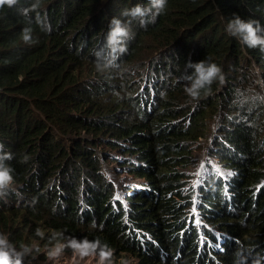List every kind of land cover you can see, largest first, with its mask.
I'll return each instance as SVG.
<instances>
[{
	"label": "trees",
	"instance_id": "obj_1",
	"mask_svg": "<svg viewBox=\"0 0 264 264\" xmlns=\"http://www.w3.org/2000/svg\"><path fill=\"white\" fill-rule=\"evenodd\" d=\"M106 1L39 0L33 8L37 0H18L0 9V144L12 153L7 163L14 169V183L0 195V233L17 250L35 242L23 264L67 237L98 241L96 250L134 254L139 264H209L197 255L194 233L186 231L193 209L201 223L230 236L220 262L264 264V92L251 91L255 76L244 61L258 48L225 32L234 15L264 27V0H167L165 11L144 28L136 24L129 64L137 58L135 76L157 82L161 108L152 116L138 113L137 122L128 117L135 109L128 92L138 91L137 81L124 73L130 82L118 86L90 55L102 44ZM201 60L220 66L225 83L217 80L192 100L184 91L192 72L187 64ZM212 131L213 152L208 144L194 147ZM105 136L130 140L147 163L138 173L153 194L139 197L132 223L151 233L161 250L136 254L142 249L137 242L103 220L109 193L95 176L99 160L87 146ZM193 150L213 154L236 174L229 183L220 175L204 177L195 206L185 195L194 191L184 171L195 163ZM84 192L92 209L85 216L98 217L95 229L79 224L76 204Z\"/></svg>",
	"mask_w": 264,
	"mask_h": 264
},
{
	"label": "clouds",
	"instance_id": "obj_2",
	"mask_svg": "<svg viewBox=\"0 0 264 264\" xmlns=\"http://www.w3.org/2000/svg\"><path fill=\"white\" fill-rule=\"evenodd\" d=\"M17 3L18 0H0V9L4 6L10 8ZM38 3L39 0H37V3H34L32 7L35 8ZM166 6L167 0H149L147 6L138 4L135 7H133L130 2L127 4V1L107 0L105 3V9L107 10L104 12V15H106V23L104 24V29L101 34L102 44L93 54H90L97 60V70H105L107 77L113 79L118 86L124 87L126 83L130 82L128 77L123 76L124 73L129 74L131 78L137 81L136 86L138 87V91L128 92L131 94V99L135 107V109H129L128 117L135 122L142 120V118L138 116V113L141 116L145 113L152 116L159 113L161 108L160 104L155 101L156 88L154 85H156L157 82L147 83L140 77L137 78V76H135L134 71L137 58L132 59V62L129 64L131 59L128 57L132 53L129 43L138 33L137 26L144 28L145 22L148 19H154L156 16L162 14ZM106 27H108V30H105ZM225 32L229 36L239 40L248 48H258L248 56L247 67L250 74L255 76H252L253 85L256 88L262 89L264 92V27H262L257 20H245L241 19L238 15H234L231 20L227 21ZM24 33L23 40L26 43L31 42V36L28 34L29 29H24ZM98 50H100V52H98ZM187 66L191 68L192 72L191 75L187 77L188 83L184 91L192 100H198L202 92L208 94L211 91L212 84L217 80H220L221 86L224 87L225 82L223 80L222 68L216 63L208 60H201L196 63L189 62ZM107 82L110 83L108 80ZM167 83L168 82H166V84ZM200 141H205L206 144L211 145L210 150L213 152V131L208 141L199 139L197 144H199ZM195 145L194 147H196ZM87 147L92 149V152L95 154L93 158L99 160V168L95 176L99 177V179L105 183V189L107 193H109V208L108 212L103 214V220L107 219L114 223L116 222L119 224L120 231L122 232L121 234L126 233L125 238H130L134 242H137L142 249L140 253L136 254H147L149 253L148 251L154 248L161 250L151 233L143 231L141 227L136 228L132 223V219L135 218L133 206L135 203H140L139 197L141 195L148 197L153 194V187L150 181L138 173L139 169L147 168V163L143 162L144 160L140 158L138 151L131 149L135 148V146L130 140H120L105 136L101 138L99 142L92 145L89 144ZM202 154L203 157L201 162L203 164V170H206V172L200 178V183L197 186L192 185L189 178V187H192L194 194H185L191 197L190 200L193 202L192 206L197 204L196 199L200 197L201 188L203 187L202 179L208 174L220 175L225 183L231 182L236 176L234 170L221 163L213 154ZM12 159V153L5 152L4 145L0 144V195L6 194L7 190L14 183V169L7 163V161H11ZM213 160L223 169L228 170L231 173V177L226 179L218 169H215L213 167ZM107 162L117 166L114 173L120 171L125 173V175H123V181H129L130 185L128 187H124L123 183L120 184V180L116 181L109 173H106L104 165ZM130 177L138 180L139 183L130 182ZM88 182L90 183V189L96 192L97 186L92 178H90ZM86 192L82 194L76 204L77 214L81 216L79 224L85 225L87 223L95 229L94 224H97L98 217L90 215L89 217L84 214V212L92 211V209L87 207V201L85 200L87 196ZM136 214L138 215L139 213L137 212ZM187 217V224L189 225L186 231L194 233L197 255L199 257L203 255L204 261L209 262V264H226V261L220 262L218 259H222V256L227 252L228 245L230 244V236L225 231H221L214 226H207L201 223L196 216V211L193 209L188 210ZM37 234H39V230H37ZM145 243L151 244L152 246L148 248ZM99 246L98 241L95 243L87 240L76 241L74 237H67L64 240L53 242L49 245V249L42 248L41 254L43 258H34L33 260H35V262L33 264H45L49 256H59L62 252L63 254H70V252L73 251L78 253L82 258L90 255V258L95 260L98 264H108L110 261L116 260L120 261L124 256L130 257L134 264H139L138 256L126 252L119 253L118 258L110 259L113 251L96 250ZM35 249L36 246L33 245L32 249L25 246L22 250H17L9 240L8 235L0 233V264H23L24 257L30 255ZM262 259L264 260V254Z\"/></svg>",
	"mask_w": 264,
	"mask_h": 264
},
{
	"label": "rangeland",
	"instance_id": "obj_3",
	"mask_svg": "<svg viewBox=\"0 0 264 264\" xmlns=\"http://www.w3.org/2000/svg\"><path fill=\"white\" fill-rule=\"evenodd\" d=\"M102 28L104 29V26H102ZM105 30H108V27H106ZM98 52H100V50H98ZM247 60H248V57H245L244 61L247 62ZM261 90L262 89L255 88V87L251 89V91L254 92L255 95H258V94L261 95V92H260ZM262 101H264V98H262ZM205 144H206L205 141H200L199 144H196L195 146H199V148H204ZM202 157H203L202 153H200L199 151L193 150L192 159L195 161V163L192 164L187 169H184V171L190 175L189 176L190 183L195 186H197L200 183V178L206 172V170H203V164L201 162ZM116 167L117 166L115 164L109 163V162H107L104 165V169L106 173H109L114 180L116 181L120 180V184L123 183L124 187H128L130 185L129 181H123V177H124L123 175H125V173H122L121 171L118 173H114V170ZM213 167L215 169H218V171H220L226 179L231 177V173L228 170L223 169L215 160H213ZM130 182H134L137 184L139 183L138 180H135L132 177H130ZM29 244L33 246L35 245V242H29ZM38 255L40 256L41 253H39ZM118 257H119L118 254H115L114 252H112L110 259L118 258ZM45 264H98V263L95 260L91 259L90 255L82 258L78 253H75L73 251V252H70V254L68 253L63 254L62 252L59 256H54V257L49 256V259ZM108 264H134V263L130 257L124 256L122 260L110 261V263Z\"/></svg>",
	"mask_w": 264,
	"mask_h": 264
}]
</instances>
